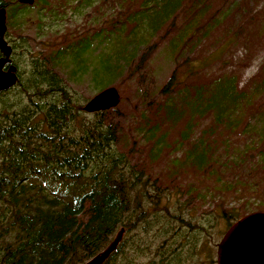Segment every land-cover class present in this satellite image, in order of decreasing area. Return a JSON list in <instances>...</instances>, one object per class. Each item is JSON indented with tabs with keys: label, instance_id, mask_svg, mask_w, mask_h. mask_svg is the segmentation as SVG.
Returning a JSON list of instances; mask_svg holds the SVG:
<instances>
[{
	"label": "rangeland",
	"instance_id": "374dc122",
	"mask_svg": "<svg viewBox=\"0 0 264 264\" xmlns=\"http://www.w3.org/2000/svg\"><path fill=\"white\" fill-rule=\"evenodd\" d=\"M167 3L35 0L8 23L21 85L8 95L12 102L26 100L22 86L34 66L51 70L82 107L107 87L118 91L120 101L105 123L119 127L118 150L162 187L160 204L146 217L149 227L135 230L137 240L149 243L135 264H146L164 238L185 231L172 215L185 222V211L196 220L220 207L239 218L264 212V0H197L171 13ZM83 40L81 52L70 51ZM171 77L172 89L163 92ZM230 80L240 92L226 99L222 129L210 140L222 174L185 170L188 144L215 133L219 117L195 100L200 93L214 96ZM186 124L194 127L187 143L180 139ZM222 229L213 227L208 239L214 258Z\"/></svg>",
	"mask_w": 264,
	"mask_h": 264
},
{
	"label": "trees",
	"instance_id": "16d2710c",
	"mask_svg": "<svg viewBox=\"0 0 264 264\" xmlns=\"http://www.w3.org/2000/svg\"><path fill=\"white\" fill-rule=\"evenodd\" d=\"M195 1L168 0L164 9L171 13ZM79 42L71 52L87 46V41ZM29 75V84L22 86L23 103L8 96L20 81L0 94L5 97H0V264H84L120 229L124 237L103 264H135L149 252V243L134 234L142 225L144 231L149 227L151 205L160 204L158 179H147L131 156L118 150L119 127L105 123L109 111L88 118L75 94L51 70L34 66ZM228 82L214 96L200 93L195 100L203 110L218 111L219 117L215 133L188 144L185 170L205 177L223 172L210 140L222 129L226 99L240 92L236 83ZM172 87L173 77L163 92ZM174 114L172 109L169 117ZM193 129L186 124L180 139L190 141ZM237 180L243 182L241 177ZM240 216L223 207L203 221L186 211L185 222L179 215L170 216L185 225V231L174 239L164 238L146 264H216L214 244L208 241L211 230L222 224L223 233Z\"/></svg>",
	"mask_w": 264,
	"mask_h": 264
},
{
	"label": "water",
	"instance_id": "95a60500",
	"mask_svg": "<svg viewBox=\"0 0 264 264\" xmlns=\"http://www.w3.org/2000/svg\"><path fill=\"white\" fill-rule=\"evenodd\" d=\"M35 0H18V3L31 6ZM5 31L4 10L0 9V92L16 84V69L10 66L11 48L3 41ZM120 101V95L114 87H107L88 100L82 111L88 114L114 109ZM124 230L120 229L111 242L84 264H103L117 249L123 239ZM216 264H264V212L245 215L235 221L223 234L216 245Z\"/></svg>",
	"mask_w": 264,
	"mask_h": 264
},
{
	"label": "flooded vegetation",
	"instance_id": "af4514ba",
	"mask_svg": "<svg viewBox=\"0 0 264 264\" xmlns=\"http://www.w3.org/2000/svg\"><path fill=\"white\" fill-rule=\"evenodd\" d=\"M3 4L0 5V9H3L4 10V25H5V31H4V34H3V41L6 43L7 46H9L11 48V55L9 57L10 59V62L8 64H5L2 68V71L3 72H6L8 70V68L10 66H14L15 69H16V77H17V81H16V84L9 88L8 90H5V91H2V92H7L9 90H11L12 88H14L18 82H19V66L18 64L14 61V56H13V53H14V49H15V44L13 45V39L10 37L9 35V32H8V23L10 21V19L12 17H16V16H19L21 13V11H23V6L24 7H29L27 5H23V4H20V3H12V2H7L6 0H2ZM18 2V0H17ZM15 11L16 13L13 15L12 12ZM18 12V13H17ZM3 58V55L2 53L0 52V59ZM0 92V94L2 93Z\"/></svg>",
	"mask_w": 264,
	"mask_h": 264
}]
</instances>
